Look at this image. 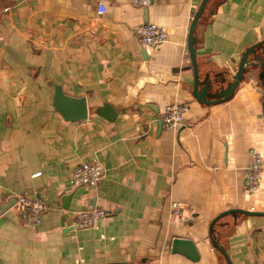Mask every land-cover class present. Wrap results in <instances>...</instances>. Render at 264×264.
Listing matches in <instances>:
<instances>
[{
  "label": "crops",
  "instance_id": "1",
  "mask_svg": "<svg viewBox=\"0 0 264 264\" xmlns=\"http://www.w3.org/2000/svg\"><path fill=\"white\" fill-rule=\"evenodd\" d=\"M97 1L0 0V264H225L209 220L264 211L260 66H244L224 99L198 101L186 34L199 0H101L102 13ZM147 21L165 39L142 54L134 26ZM192 35L205 99H216L247 46L261 41L253 50L264 63V0H206ZM55 87L84 99V118L55 109ZM173 101L185 105L182 121L164 130L157 122ZM252 152L263 165L245 194ZM90 158L101 178L72 185L71 169ZM18 194L43 201L36 225L20 219ZM89 206L105 214L75 226L74 212ZM211 235L230 264H263L264 215L223 214ZM173 237L190 239L197 258L171 252Z\"/></svg>",
  "mask_w": 264,
  "mask_h": 264
},
{
  "label": "built area",
  "instance_id": "2",
  "mask_svg": "<svg viewBox=\"0 0 264 264\" xmlns=\"http://www.w3.org/2000/svg\"><path fill=\"white\" fill-rule=\"evenodd\" d=\"M135 5H145L147 0H130ZM5 9V8H4ZM105 10L101 0L96 3V12L102 13ZM134 33L138 43L146 51L158 46L164 39L163 29L150 21L142 22L134 26ZM185 105L176 101L170 102L163 107L159 120L164 130H173L182 121V113ZM263 165L262 157L258 152H252L249 161L244 166L242 190L245 194H252L256 191ZM103 173L102 165L94 158L77 162L70 172L72 185L94 186ZM37 172L31 175H36ZM44 203L40 198L27 197L18 194L15 207L20 219L28 224L36 225L40 220V213L44 208ZM175 207V202L171 203ZM173 212L176 210L173 208ZM105 214V210L98 207H85L74 212L73 224L77 227L92 225L97 219Z\"/></svg>",
  "mask_w": 264,
  "mask_h": 264
},
{
  "label": "water",
  "instance_id": "3",
  "mask_svg": "<svg viewBox=\"0 0 264 264\" xmlns=\"http://www.w3.org/2000/svg\"><path fill=\"white\" fill-rule=\"evenodd\" d=\"M206 0H199L197 7L192 13V16L190 18L188 28H187V34H186V49L188 53V59H189V66L191 68L192 72V83H191V94L193 97H195L198 101L201 102H212L224 99L228 95L231 94L233 88L235 87L236 83L241 77V72L244 68V66L247 65H259L260 69L258 71L257 77L259 79H263L264 81V63L259 59V56L254 53V47L256 45H259L261 41H257L249 46H247L240 54V57L237 62L236 69L234 73L231 75V79L220 89L216 90L214 92V95L216 96V99L213 100H207L205 99V96L210 95L207 90L209 89V82L207 79H199L197 76V70H196V63H195V57H194V48H193V35H192V29L195 24V21L201 11V9L204 6ZM141 53L143 54L145 50L141 48ZM247 53H251L254 56V60L249 62L246 60ZM199 85V87H197ZM259 94L261 96V117L263 120V126H264V84L263 87L259 89ZM53 106L55 109L66 119L70 120H77L82 119L85 117V103L84 99L82 97H72L63 95L58 87L54 88L53 91ZM68 103L71 105L68 108ZM106 104H103L102 107H106ZM115 112L112 111L111 115L104 116L106 119L110 120L113 118ZM157 125H160V121L158 120ZM17 196L14 197V202L16 201ZM5 205H7V201L2 203L0 206L3 208ZM235 212H240L242 214L246 215H264V211H257V210H251V209H243V208H229L220 211L216 215H214L207 224V233L208 238L211 243V245L222 255L225 264H230L228 256L223 249V247L218 244L215 239L211 235V225L212 223L226 213L234 214ZM170 251L171 252H178L184 255L185 257L195 260L197 258V253L194 249L193 243L190 239L184 238V237H173L170 241ZM264 264V261H263Z\"/></svg>",
  "mask_w": 264,
  "mask_h": 264
},
{
  "label": "rangeland",
  "instance_id": "4",
  "mask_svg": "<svg viewBox=\"0 0 264 264\" xmlns=\"http://www.w3.org/2000/svg\"><path fill=\"white\" fill-rule=\"evenodd\" d=\"M257 190V189H256Z\"/></svg>",
  "mask_w": 264,
  "mask_h": 264
}]
</instances>
